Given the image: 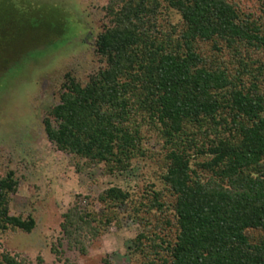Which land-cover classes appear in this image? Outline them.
<instances>
[{
    "label": "trees",
    "instance_id": "obj_1",
    "mask_svg": "<svg viewBox=\"0 0 264 264\" xmlns=\"http://www.w3.org/2000/svg\"><path fill=\"white\" fill-rule=\"evenodd\" d=\"M16 1L13 30L0 16V89L25 54L11 32L38 29L36 2ZM102 12L98 68L65 74L43 124L59 150L106 175L140 165L141 184L108 186L85 208L76 199L60 244L87 254L130 216L131 264H264V0H108ZM20 181L0 173V233L37 228L33 213L12 211ZM0 264L27 259L7 251Z\"/></svg>",
    "mask_w": 264,
    "mask_h": 264
},
{
    "label": "rangeland",
    "instance_id": "obj_2",
    "mask_svg": "<svg viewBox=\"0 0 264 264\" xmlns=\"http://www.w3.org/2000/svg\"><path fill=\"white\" fill-rule=\"evenodd\" d=\"M32 1L36 4H26L37 6L29 13L38 29L11 32L15 52L25 54L12 64L0 89V173L17 170L21 181L13 194L12 211L24 216L33 213L38 225L32 232L0 233V253L18 254L27 264H66L51 250L57 244L60 253L77 264H104L105 255L112 264H131L132 239L139 231L136 219L125 216L119 225L112 224L87 254L60 244V224L63 211L76 199L85 208L91 201L88 196H97L113 184L138 190L141 166L106 175L102 166L59 150L43 124L45 113L59 101L58 87L65 74L85 80L98 68L94 47L104 23L102 7L108 0ZM14 3L0 0V16L11 30L20 18Z\"/></svg>",
    "mask_w": 264,
    "mask_h": 264
}]
</instances>
